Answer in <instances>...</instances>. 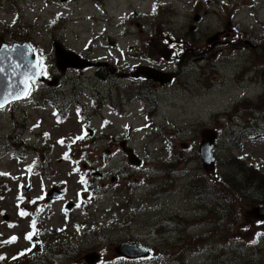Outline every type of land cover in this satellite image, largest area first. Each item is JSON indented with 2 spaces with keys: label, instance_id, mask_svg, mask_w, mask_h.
I'll list each match as a JSON object with an SVG mask.
<instances>
[{
  "label": "rangeland",
  "instance_id": "374dc122",
  "mask_svg": "<svg viewBox=\"0 0 264 264\" xmlns=\"http://www.w3.org/2000/svg\"><path fill=\"white\" fill-rule=\"evenodd\" d=\"M45 2L50 3L48 7ZM19 6L21 18L13 22L12 29L0 33L3 42L30 41L49 53L56 37L83 54L92 52L95 61L105 60L102 57L113 44L125 50L138 44L147 56L163 62L160 57L166 47L161 40L171 37L179 76L173 87L161 93V114L153 125L130 134L128 124L136 121L135 125H143L145 120L110 114L107 105L81 123L73 115L63 124L56 123L46 101L55 92L46 85L32 107H27L29 114L18 111L14 119L10 117V131L0 116V136L10 135L12 129L19 131L23 124L33 129V134L24 130L23 142L32 140L37 149L43 148L37 155L36 148L31 151L26 145L15 144L11 151L19 158L0 161V172L11 176L0 180V242L12 237L17 240L0 249V256L5 253L10 257L25 247L22 234L28 226L27 221H21L20 212H28V199L39 198L47 185L67 188V200L78 205L75 212L81 216L75 222L82 226L75 230L73 225L67 233L83 242L78 248L81 259L85 253L96 252L101 256L98 264H118L115 248L129 242L154 253L147 260L120 264H264V222L249 214L259 204L253 199L264 196V140L254 135L256 128L264 126V0H74L65 7L57 0H20ZM3 11L2 16L10 20L13 10ZM147 37L157 43L155 50L142 43ZM49 60L54 63L51 57ZM54 72L56 76V66ZM79 73L84 78L67 87L65 95L95 83L109 97V80L97 78L95 70ZM78 74L70 72L69 79ZM86 101L90 109L99 104L90 98ZM39 102L43 109L34 108ZM104 120L113 128L95 140L92 135L100 134ZM14 121L18 123L14 125ZM205 128L215 130L219 137L215 171L203 169L199 154ZM111 134L119 137L114 138L118 142L127 138L150 164L141 170L126 168L134 173L115 172L125 166L121 152L107 167L105 148L98 145L105 147ZM70 143L77 146L73 156L81 152L82 158L84 154L90 165L99 168L96 173L87 177L85 172L72 174L68 162L60 160ZM46 156H50L52 177L42 182L33 176L28 182L24 165L35 158L43 161ZM139 175L146 181L134 188ZM235 178L240 183L255 180L245 197L226 184ZM84 183L98 189L99 196L89 194ZM31 184V191L22 195L21 188ZM215 202L227 204V212L234 216L228 221L219 217ZM64 205L62 201L54 204V212H63ZM2 210L9 215V222L3 219ZM43 254L45 264H71L67 259L55 262L47 251ZM17 263L0 260V264Z\"/></svg>",
  "mask_w": 264,
  "mask_h": 264
},
{
  "label": "flooded vegetation",
  "instance_id": "af4514ba",
  "mask_svg": "<svg viewBox=\"0 0 264 264\" xmlns=\"http://www.w3.org/2000/svg\"><path fill=\"white\" fill-rule=\"evenodd\" d=\"M20 0H0V33H6L5 29L9 30L12 29V24L15 20L21 18V7ZM11 8L13 10V15L11 19L9 20L6 17H3L1 13H3L4 9ZM150 37L145 38V41H142L143 44H149L152 46V50H155L157 48V43L155 40L149 39ZM4 39V36H3ZM28 42V41H22L21 43ZM17 43V42H16ZM162 45L166 47V50L162 51V57H160L163 62H160L159 60L155 59L153 56H147V54L144 53L145 48L142 47V49H133L129 48L125 50L127 53L128 58H130L129 63L127 65H124L123 71L120 72V65H112L110 62L106 61L104 62L106 66H99L94 67L96 69L95 74H100L104 81H108V84L106 86V92L109 95L110 98V110L112 114H115L117 116L123 117V118H131V119H149L150 121L156 120L158 116L161 114V99L160 95L163 92V90H167L171 87H173L178 79V72H177V63L175 58H173V53L175 52V48L172 47L175 43L172 39H162L161 40ZM15 43L8 44L6 42H3V40L0 39V49L5 48H12ZM131 52H136V54H129ZM139 52V53H138ZM148 54H150V51H148ZM80 55V54H79ZM82 57L88 59L84 54H81ZM93 54L89 53L88 57H92ZM72 62V61H69ZM93 62H96L95 60ZM66 63V61H64ZM97 63V62H96ZM121 63V60H120ZM99 64V63H97ZM47 71L53 72L55 70V66L52 64L51 60H47L44 64ZM57 69V67H56ZM61 70L65 73H59L56 76H53V73L48 74L47 78L48 80L45 81V84H42L37 89H32L28 97L24 101L14 102L11 103L6 108L3 107L0 109V116H2L6 123V126L10 125V117L11 119L16 117V113L18 111H26L27 107H32L33 101L36 99L39 92L41 93V90L44 85L49 86V82H51L53 79L57 80V86L54 88L55 95H51V99L55 103H62L64 104L66 100H70L72 102L75 100L72 95H65L64 93H67V87L74 85L75 83H78L80 79H83V75L78 72H85L86 69H72V68H66L65 65L61 67ZM77 72L78 76L74 78L69 79L68 74L70 72ZM164 73V79H171V82L169 85L163 86L162 83L157 82L155 80L149 79L147 76L149 73ZM105 73V74H104ZM55 75V72H54ZM95 75V76H96ZM116 77V78H115ZM115 78V79H112ZM119 79H122V82L119 81ZM137 79V81H133ZM86 82H89V80H86ZM129 85V86H128ZM138 86V87H136ZM101 86L98 84H93L92 87L89 86H83L81 87V92H79L80 97L86 92V90H90L92 93L95 94H101L103 93ZM47 88V87H46ZM140 90L138 93H134L135 90ZM136 95L139 97L136 98ZM79 102V99H77ZM40 103V102H39ZM38 107L36 109H40L41 105H37ZM27 112V111H26ZM29 114V112H27ZM14 125H16L18 122L14 121ZM22 129L19 131H15L12 129V133L10 135L6 134L5 136H0V147H6L7 149H10V147L17 141V137L21 140V146L26 145L24 144L22 138H24V130H31V133H33V129L31 127L24 126L21 124ZM35 128V127H34ZM11 126H8L6 128V131H10ZM144 130V129H143ZM142 130V131H143ZM23 134V135H22ZM8 135V136H7ZM28 149L32 150L33 147L31 145H26ZM124 147L125 148H133L136 152V156L143 160L144 165L147 166L150 164V160L143 156L141 153L138 152V148H135L132 146L128 140H125L122 142L119 146H117V150L113 151V148L107 150L108 153L111 154L112 159L116 157L119 153L123 152V162L125 166H122L120 168H126L130 164L128 162V158L124 153ZM113 153H116V155H113ZM126 157H125V156ZM8 158V156L6 157ZM109 163V161L107 162ZM43 165L49 164L48 161L42 162ZM85 167H95L90 165V163L84 164ZM35 215L37 213H41L42 216L45 217L41 220V230H42V238L45 243H49L51 245V249L49 250V253L51 258L57 262L59 259H63V249L64 247H67L68 249H75L71 252L73 253V261L72 264H82L83 263V257L80 258L83 254L78 249L82 246L83 242H80L78 240H74L68 236H66L65 230H64V213L63 212H34ZM58 222H62V224H57ZM69 227H74L75 221L70 220ZM69 238L68 241L65 239ZM56 242V243H55ZM87 254V253H85ZM84 254V255H85ZM67 258H69V255L65 254ZM47 261L44 257L38 258L34 264H45ZM19 264V263H17ZM57 264V263H56Z\"/></svg>",
  "mask_w": 264,
  "mask_h": 264
},
{
  "label": "water",
  "instance_id": "95a60500",
  "mask_svg": "<svg viewBox=\"0 0 264 264\" xmlns=\"http://www.w3.org/2000/svg\"><path fill=\"white\" fill-rule=\"evenodd\" d=\"M63 52L60 48L57 50L58 55H63ZM66 57L67 55L59 56L58 65ZM155 79L161 81L162 77L155 75ZM43 80L39 59L28 46L15 45L12 50L5 47L0 49V104L5 106L10 102L25 98L30 91L31 82ZM216 139L215 131L205 130L202 133L200 156L205 171H214L215 169L213 148ZM23 192H26L25 189ZM250 215L264 220V207H255ZM117 251L122 256L129 258L145 257L148 254L137 244L129 243L123 244ZM86 258H91L87 261L89 264H94L99 257L96 254H90Z\"/></svg>",
  "mask_w": 264,
  "mask_h": 264
},
{
  "label": "trees",
  "instance_id": "16d2710c",
  "mask_svg": "<svg viewBox=\"0 0 264 264\" xmlns=\"http://www.w3.org/2000/svg\"><path fill=\"white\" fill-rule=\"evenodd\" d=\"M259 131L260 132H258L257 135L258 136H263L264 135V131L261 130V129H259ZM249 167H251V166H249ZM252 182H254V180L249 178L245 183H240L235 178V181L234 180H230V181L226 182V184L230 188H232L236 192V194H238V195H240L242 197H245L246 196V192L245 191H248V187H250ZM0 189H1V187H0ZM253 201L258 202V203H264V198H262L261 200L253 199ZM223 205L220 202H215L214 208H215L216 213L218 214L219 217H222V219L225 218L226 221H228L234 215L231 213L232 211L231 212H227V208L225 207V206L228 207L227 204L223 203ZM230 224H232V222L229 223V225ZM222 225H219V226L223 228Z\"/></svg>",
  "mask_w": 264,
  "mask_h": 264
},
{
  "label": "snow or ice",
  "instance_id": "6c2138e0",
  "mask_svg": "<svg viewBox=\"0 0 264 264\" xmlns=\"http://www.w3.org/2000/svg\"><path fill=\"white\" fill-rule=\"evenodd\" d=\"M0 107H3V104H0ZM61 143H63V141H61ZM83 182V181H82ZM21 215H26V213H24V212H21L20 213ZM33 228H35V221H33ZM32 233H30V234H28L27 236H26V239H29V240H31L32 239ZM16 239V237H12V240L14 241Z\"/></svg>",
  "mask_w": 264,
  "mask_h": 264
}]
</instances>
